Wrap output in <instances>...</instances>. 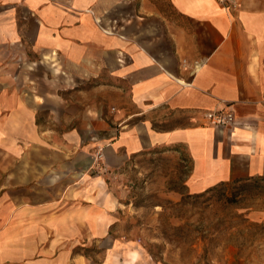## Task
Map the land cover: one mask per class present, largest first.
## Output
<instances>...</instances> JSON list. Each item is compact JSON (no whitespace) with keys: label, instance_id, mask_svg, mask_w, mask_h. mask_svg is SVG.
<instances>
[{"label":"crops","instance_id":"1","mask_svg":"<svg viewBox=\"0 0 264 264\" xmlns=\"http://www.w3.org/2000/svg\"><path fill=\"white\" fill-rule=\"evenodd\" d=\"M233 2L0 0V264H164L118 234L98 146L185 154L190 193L264 180V0Z\"/></svg>","mask_w":264,"mask_h":264},{"label":"rangeland","instance_id":"2","mask_svg":"<svg viewBox=\"0 0 264 264\" xmlns=\"http://www.w3.org/2000/svg\"><path fill=\"white\" fill-rule=\"evenodd\" d=\"M153 152L105 175L130 202L115 225L118 234L144 245L158 263L227 264L233 244L241 264H264V222L250 216L264 209V180L236 184L224 199H193L180 191L191 169L185 154L180 160L173 151Z\"/></svg>","mask_w":264,"mask_h":264},{"label":"built area","instance_id":"3","mask_svg":"<svg viewBox=\"0 0 264 264\" xmlns=\"http://www.w3.org/2000/svg\"><path fill=\"white\" fill-rule=\"evenodd\" d=\"M222 4L231 5L233 0H218ZM205 117L208 122L217 128H223L225 126L232 125L235 120V114L231 110L225 109H213L205 112ZM91 172L104 175H112L114 171L110 169V166L106 162L104 147L98 146L94 156V162L91 166Z\"/></svg>","mask_w":264,"mask_h":264},{"label":"trees","instance_id":"4","mask_svg":"<svg viewBox=\"0 0 264 264\" xmlns=\"http://www.w3.org/2000/svg\"><path fill=\"white\" fill-rule=\"evenodd\" d=\"M248 181H251V179L250 180H244V181L236 180V181H232V182H222V183L215 185L213 187H210V188H208L205 191L200 192V193H190L187 190V186L184 185L183 189H180V191L185 193L184 195L186 197H190L193 199H199L200 197L205 196L207 194H217L218 196H221V199H224L225 197H227L229 195V192L226 193L228 190H232V192H235L236 187H237L236 184H242L243 185V184L247 183Z\"/></svg>","mask_w":264,"mask_h":264}]
</instances>
